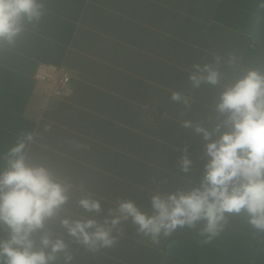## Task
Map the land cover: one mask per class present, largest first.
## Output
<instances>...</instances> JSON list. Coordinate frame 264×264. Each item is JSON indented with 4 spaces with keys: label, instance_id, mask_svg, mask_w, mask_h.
Returning a JSON list of instances; mask_svg holds the SVG:
<instances>
[{
    "label": "crops",
    "instance_id": "crops-1",
    "mask_svg": "<svg viewBox=\"0 0 264 264\" xmlns=\"http://www.w3.org/2000/svg\"><path fill=\"white\" fill-rule=\"evenodd\" d=\"M217 1L36 0L40 15L22 20L11 41L17 44L0 41L25 63L39 53L35 71L47 64L72 73L66 97L47 94L33 74L22 113L31 139L0 138V173L16 158L11 149L23 142L25 164L44 167L65 188V203L30 237L33 251L52 256L48 264L122 263V249L150 264L155 252L163 253L164 230L146 234L120 205L132 203L153 217V197L182 194L185 183L200 178L226 87L220 76L233 65L227 50L243 37L213 18ZM44 44L54 56L40 59ZM209 70L218 74L215 84L206 80ZM84 199L98 202L99 210L85 209ZM64 220L94 221L89 235L103 228L112 243L85 244ZM9 239L10 229L0 223V242ZM57 240L64 248L53 253Z\"/></svg>",
    "mask_w": 264,
    "mask_h": 264
},
{
    "label": "clouds",
    "instance_id": "clouds-1",
    "mask_svg": "<svg viewBox=\"0 0 264 264\" xmlns=\"http://www.w3.org/2000/svg\"><path fill=\"white\" fill-rule=\"evenodd\" d=\"M39 15L36 0H0V41L11 42L22 30V20ZM217 75L209 70L207 82L215 84ZM217 107L221 113H228L226 123H230L231 131L207 144L210 159L201 187L187 194L171 195L167 200L153 197L152 206L157 212L153 217H146L132 203L120 205L125 218L131 216L146 234L164 230L167 235L178 226H192L201 219L206 221L205 231L215 234L225 213L238 214L241 210L251 217L249 223L253 227L264 230V76L249 71L222 93ZM204 137L208 139L209 134L205 132ZM24 147L21 142L11 149L10 155L16 158L10 161L7 171L0 173V223L10 229V239L0 242V256L7 258L5 264H48L52 256L33 251L30 237L67 197L65 188L53 181L47 169L25 164L20 155ZM184 163L186 168L188 161ZM80 204L88 210L100 208L98 202L87 199ZM62 223L70 235L81 237L85 244L112 243L103 228L97 227L89 235L86 229L93 228L94 221ZM111 223L115 225L119 219ZM41 242L44 246L49 244L47 238ZM63 248V242L57 240L51 251L56 253Z\"/></svg>",
    "mask_w": 264,
    "mask_h": 264
},
{
    "label": "trees",
    "instance_id": "trees-1",
    "mask_svg": "<svg viewBox=\"0 0 264 264\" xmlns=\"http://www.w3.org/2000/svg\"><path fill=\"white\" fill-rule=\"evenodd\" d=\"M213 7V18L243 35L235 47L227 50L229 55H233V65L227 69L230 71L226 72L225 77L220 76L226 86L223 92L249 71L264 76V0H218ZM58 25L57 31L60 28ZM68 41L69 38L66 43ZM6 44H0V138L8 135L10 138H16L21 135L23 142H26L32 128L30 126L27 132L28 121L22 119V113L34 88L32 76L35 74L39 53H34V62L25 63L15 52L4 51ZM16 44L11 42V45ZM15 48L8 47L9 50ZM47 55L54 56V50H46L44 44L40 59H48ZM211 91L213 92V88ZM227 119L228 113L220 112L219 117L215 119L213 137L209 143L231 131L230 123H226ZM209 159L205 152L198 167L200 178L196 177L191 184L185 183L186 190L182 194L201 187ZM250 219L244 210L238 214L225 213L215 234L205 231L206 221L203 219L195 221L192 226H178L167 234L162 246L163 253L155 252L150 264H264V230L253 227L249 223ZM123 251L125 249L121 250L119 256L124 263H102L147 264L134 260L131 252L128 256L124 255ZM6 259L0 256V264H5Z\"/></svg>",
    "mask_w": 264,
    "mask_h": 264
},
{
    "label": "built area",
    "instance_id": "built-area-1",
    "mask_svg": "<svg viewBox=\"0 0 264 264\" xmlns=\"http://www.w3.org/2000/svg\"><path fill=\"white\" fill-rule=\"evenodd\" d=\"M34 79L44 87L47 94L66 97L69 94L72 73L67 68L41 64L35 71Z\"/></svg>",
    "mask_w": 264,
    "mask_h": 264
}]
</instances>
